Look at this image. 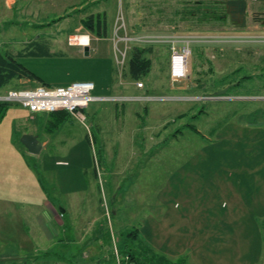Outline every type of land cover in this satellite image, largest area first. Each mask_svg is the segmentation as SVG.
<instances>
[{"label":"rangeland","instance_id":"rangeland-1","mask_svg":"<svg viewBox=\"0 0 264 264\" xmlns=\"http://www.w3.org/2000/svg\"><path fill=\"white\" fill-rule=\"evenodd\" d=\"M246 1L248 25L240 29L229 18H215L224 15L226 0H15L14 5L0 0V52L12 53L47 84L92 81L98 94L99 88L108 86L113 95L149 96L135 102L98 103L103 108L99 113L91 108L85 124L74 115L61 121L43 118L42 131L53 132L57 144L80 141L85 132L106 140L103 165L102 152L96 147L93 158L89 147V168L102 204L106 190L108 207L113 201L119 212L115 228L107 226L109 235L115 232L118 237L114 242L112 235L110 241L116 244L110 249L118 245L122 255L134 256L142 264L154 256L185 264H264L263 208L254 202L247 205L250 192L264 189L258 180L247 178L256 172L264 175V15L254 19L255 13H264V0ZM209 10L212 14L206 16ZM90 15H107L105 38L84 25ZM139 36L158 38L152 43L126 40ZM72 37L88 41L84 46L70 44ZM172 40L181 41V47L189 45L192 52L187 79L172 78ZM35 43L45 45L52 56L19 57ZM136 44L149 50L152 63L143 81L127 74ZM85 46L99 50L86 56L80 52ZM139 83L144 87L139 89ZM38 84L13 81L1 92ZM229 86L223 97L215 96ZM9 110L0 128V207L25 208L26 201H36L29 197L33 179L44 192L51 187L43 178L44 164L46 172L68 186L81 176V163L78 159L58 167L50 150L41 159L29 157L21 138L30 114L18 105ZM13 115L18 119L10 139L14 146L9 147L6 133ZM18 122L22 127L17 129ZM240 179L244 182L239 186ZM116 188L121 189L119 203L111 195ZM50 201L54 202L53 194ZM2 212L0 258L10 250L31 253L35 246L24 244L17 226L20 217L26 223L28 216ZM134 230L132 236H137L130 242L128 233ZM40 233L46 236L45 231ZM108 262L118 264L113 258Z\"/></svg>","mask_w":264,"mask_h":264},{"label":"crops","instance_id":"crops-1","mask_svg":"<svg viewBox=\"0 0 264 264\" xmlns=\"http://www.w3.org/2000/svg\"><path fill=\"white\" fill-rule=\"evenodd\" d=\"M10 1L14 5L15 0ZM95 50L99 49H90V54ZM82 51H84V49H81L80 52ZM108 58L109 61H111V58ZM47 83L45 82V84ZM97 89L98 85H96L97 95H113L112 90H110V93L108 92V86L101 87V89L99 88V94L97 93ZM132 95L136 94L134 93ZM103 106L104 105H97V103L93 104L88 109L87 114L91 115L93 112L99 113V110H101ZM91 108H93V112H90ZM9 111L5 118L9 116ZM47 116L51 115L39 114L32 116L30 114V121H26L27 126L23 128V134H33L38 137L41 143H43V149L38 155L31 154L24 146L26 149V154L29 157L35 156L37 159H41V156L45 152L50 150L53 153L52 155L54 159L57 160L56 166L58 167H67L71 165L69 163H76L79 159L81 163V172L83 174L79 173L78 175L81 174V176L78 180H76V182H74L73 184L68 183L69 185L65 186L62 184L60 177L57 180V177L55 175L44 170L46 169V165L44 164V166H42V170L45 173L43 175L46 176H43V178L47 177L45 181L47 182V184L51 185L49 191L47 190V187L45 188V192L44 190H41V188L39 187V185L41 184L37 182L36 179H33L31 183L34 191H31L30 189L29 197L35 198V202L26 201L27 204L24 205L25 208L10 206H8L10 208L0 207V213L4 210H15L20 215L28 216L26 219V223H23V219L22 217H20L18 219L19 224L17 226L19 228V231L23 234L22 240L24 244L31 245L32 243V245L35 246L34 250H31V253H26L25 249L18 250L15 253H12V250H10V252H8V256H6L5 258H0V264H109L110 262L108 261L113 258V249L110 248H112V244L114 246V244L116 243H112V241H110L112 239V235L115 232L112 231L113 234L110 233L109 235V231L107 230L108 227H113V229L115 228V224L117 223L116 216L119 212L116 209L115 204L113 206L114 202L112 201V206L110 207L111 217H107L106 211L104 212V208H102V206L104 205L102 204L100 193H96L94 191V187H92L94 184L91 179V168H89L92 161H90V145L87 139V134L85 132V134H83V136L80 138V141L78 139H74L71 143H69V141L67 140V142L63 141L57 144L55 143V140H53L55 139V137L52 136L53 132L48 130V128L46 129L47 132L42 131L45 126L43 118ZM51 117H54L56 119L60 118L59 116ZM9 119V131L6 133L8 139L7 145L9 147H13L14 145H12V141H10V139L14 130L16 132L15 125L18 119V115H13V118L10 117ZM3 126L4 123L2 122L0 124V128H2ZM18 126H16L17 129L21 128L22 122H18ZM53 127L54 126H52L51 128ZM104 131L105 130L102 129V134L104 133ZM118 133L121 134L122 132L118 131ZM95 137L97 148L102 151V162H104V159L106 157V140L103 138V136L101 137V134L99 136L95 135ZM72 143L77 144L72 147ZM55 145H60V149L53 148ZM6 166L9 167V164H6ZM41 177L42 175H40L39 177L40 181ZM247 178L251 180L253 179L255 182H257L258 180L260 184H264V175H258V172H256L255 175H250ZM70 180L74 179L71 178ZM245 181H247V179H245ZM239 182L240 186L241 183L244 182V179H240ZM219 186L221 190L224 189L222 180H219ZM76 187L80 188L77 189ZM120 190V188H116L114 193L111 192L112 198L114 199V201L116 200L117 203L120 202V194L118 193ZM50 194L54 195V202L50 201ZM107 194L109 193L105 192L106 199ZM250 194L251 201H248L247 205L250 206L251 203L253 204L254 202L256 205H258L259 208H263L262 212H264V189H257L256 193L250 192ZM64 196H66L67 199L63 198ZM222 206L225 208L228 207L225 202H222ZM234 212L235 211H233L232 213ZM260 214L264 215V213ZM11 220L15 222L14 217H12ZM262 220L264 222V218H262ZM16 224L17 223L15 222V225ZM42 231H45L46 236L48 235L47 238L40 233ZM31 232H34L33 240H31ZM119 233L122 234L123 232H121L120 230L118 234ZM115 235L116 234H114V236ZM107 238L109 240H107ZM34 239L38 241V245L35 244ZM117 240L118 237L116 235V241ZM119 242L120 241H118V243ZM118 247L120 248V246Z\"/></svg>","mask_w":264,"mask_h":264},{"label":"built area","instance_id":"built-area-1","mask_svg":"<svg viewBox=\"0 0 264 264\" xmlns=\"http://www.w3.org/2000/svg\"><path fill=\"white\" fill-rule=\"evenodd\" d=\"M72 38L71 44H80V46H84V42L81 39ZM158 38V37H157ZM154 37V41L150 36H139L136 37H127V41L133 40L134 42H157V39ZM77 40V41H76ZM139 40V41H138ZM76 42V43H75ZM181 41L172 40L171 43V55H172V78L176 80L187 79L189 77V67L188 62L191 57V50L189 45L180 46ZM178 44V45H177ZM140 46V45H134ZM139 88H143V83H139L137 85ZM86 88L85 93H78V88ZM78 98L85 97V100L77 99L72 104H54L53 101L47 100H33L35 97H53V96H63V95H71L76 96ZM149 97V96H148ZM148 97H136V96H128V95H113V96H99L95 94V84L93 82L85 81V82H75L67 86H59V87H46V86H37L35 88L28 89H12L6 93H0V103H8L12 105H18L26 110H28L32 115L35 114H46V113H56V112H67L69 114L74 115L79 118L81 122L84 123L86 119V110L92 105L96 103H127V102H135L141 99H149ZM90 142L92 145L94 157L96 156V147L95 141L92 136H90ZM100 163L97 161L96 166L98 167ZM99 169V168H97ZM99 171V170H98ZM103 198L105 201L104 206H106L107 216L110 217L108 202L103 192ZM114 259L118 264H134L132 258L128 255H122L119 252V248L117 245L114 247Z\"/></svg>","mask_w":264,"mask_h":264},{"label":"trees","instance_id":"trees-1","mask_svg":"<svg viewBox=\"0 0 264 264\" xmlns=\"http://www.w3.org/2000/svg\"><path fill=\"white\" fill-rule=\"evenodd\" d=\"M223 10H224V15L215 17L220 21H225V18H229L226 15V8L225 7H223ZM204 14L206 16H211L212 12H211V10H209V11H205ZM107 23H108L107 15L106 16L105 15H97V16L90 15L84 21V25L91 32H94L95 34H97L99 37H102V38H105V36L108 35V32H107L106 27H105ZM107 29H108V27H107ZM35 47L38 49V51L40 53H37L36 49H34ZM32 49H34V51ZM148 54H149L148 49H144V48H141L139 46H135L131 49L130 57H129L128 65H127L128 66L127 74L133 80L143 81V79L150 74L152 63L149 60V58L147 57ZM24 56L25 57H29V56L30 57H46V56H52V54L50 53V50L45 47V45H43L41 43H35V45L32 48L31 47L29 48V51L26 54L21 53L19 55V57H21V58ZM21 80H29L31 82L34 81V82H38L39 83L38 85H42V86H46V87H53L51 85L45 84V82L42 78H40L37 74L32 72L30 69H28L12 53H10V52L1 53L0 52V91L4 90V88L6 86H8L10 83H12L13 81H21ZM16 89H20V88H16ZM12 106H13L12 104L0 103V123L4 120L9 109ZM51 116H59L60 117L59 121H61L62 118L66 119L67 117L70 116V114L66 113V112H57V113L51 114ZM186 116H187V114H186ZM192 128L195 129V127H192ZM98 151H99V154H101L102 151L100 149H98ZM136 233H137V231L134 230L132 232H129L128 236L131 237L132 234H136ZM135 236H137V235H133L131 237L132 239H130V237H128L130 239V242L134 241ZM137 239H138V237H137ZM154 257H155V259L151 260L150 262H148L147 260L146 261L149 264H185L181 260H179L176 263V262L168 261L162 257L160 259L158 257L156 258V256H154ZM131 258L135 262V264H142V261L140 262V260H137L134 256ZM144 264H146V263H144Z\"/></svg>","mask_w":264,"mask_h":264},{"label":"water","instance_id":"water-1","mask_svg":"<svg viewBox=\"0 0 264 264\" xmlns=\"http://www.w3.org/2000/svg\"><path fill=\"white\" fill-rule=\"evenodd\" d=\"M226 15L229 17L231 23L238 28H246L248 25V2L246 0H226L225 3ZM260 14L255 13L254 18ZM90 48H85V55L89 56ZM231 86L226 87L223 90L217 91L215 96H224ZM21 143L28 149L33 155H38L43 149V143H41L37 136L33 134H24L21 138Z\"/></svg>","mask_w":264,"mask_h":264},{"label":"bare ground","instance_id":"bare-ground-1","mask_svg":"<svg viewBox=\"0 0 264 264\" xmlns=\"http://www.w3.org/2000/svg\"><path fill=\"white\" fill-rule=\"evenodd\" d=\"M77 41V40H76ZM87 38L85 37V39H83V42H87ZM85 44V43H84ZM86 92V88H78L77 90V94L78 93H85ZM76 96H71V95H63V96H53V97H48V98H44V97H35L33 98V100L39 101V100H47V101H53L54 104H72L74 103L77 99L80 100H85V97L83 98H78ZM217 97H223V96H217Z\"/></svg>","mask_w":264,"mask_h":264},{"label":"flooded vegetation","instance_id":"flooded-vegetation-1","mask_svg":"<svg viewBox=\"0 0 264 264\" xmlns=\"http://www.w3.org/2000/svg\"><path fill=\"white\" fill-rule=\"evenodd\" d=\"M259 16H262V14H260ZM259 16L257 17V19H256V20H259V19H261V17H259ZM254 19H255V18H254Z\"/></svg>","mask_w":264,"mask_h":264}]
</instances>
